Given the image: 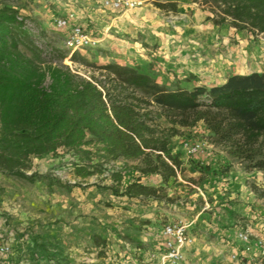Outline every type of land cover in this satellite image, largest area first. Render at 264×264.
I'll return each instance as SVG.
<instances>
[{
    "label": "rangeland",
    "instance_id": "1",
    "mask_svg": "<svg viewBox=\"0 0 264 264\" xmlns=\"http://www.w3.org/2000/svg\"><path fill=\"white\" fill-rule=\"evenodd\" d=\"M105 1L0 0V4L31 18L27 24L35 43L53 54L54 62L83 78L97 76L92 66L110 62L150 68L157 83L178 80L186 89L210 87L236 72L264 74V35L214 26L201 0H137L140 5L128 11L114 10ZM167 2L177 5L176 13L165 14L154 6ZM70 14L99 41L77 51L81 63L70 60L68 30L54 23ZM184 141L201 145L202 152L188 156L182 150ZM172 148L185 171L165 186L171 202L113 196L107 189L111 173L128 172L131 163L104 164L91 146L81 148L89 156L58 150L32 158L26 173L36 175L32 184L0 174V239L12 253L3 258L4 264H159L162 231L168 224L186 226L192 239L177 264H235L231 256L239 254L237 234L246 229L251 253L255 247L257 255V243L264 241V201L254 197L250 185H261V174L245 172L222 148L211 145L200 124L180 129ZM81 166H100L102 173L82 180L74 174ZM142 182L161 187L158 177ZM93 236L103 239L105 248H95ZM34 239L46 240L48 251L57 258L40 257Z\"/></svg>",
    "mask_w": 264,
    "mask_h": 264
},
{
    "label": "trees",
    "instance_id": "2",
    "mask_svg": "<svg viewBox=\"0 0 264 264\" xmlns=\"http://www.w3.org/2000/svg\"><path fill=\"white\" fill-rule=\"evenodd\" d=\"M201 3L214 26L264 35V0ZM0 5L1 175L32 184L36 175H26L32 158L58 150L89 156L81 148L91 146L104 164L131 163L128 172L111 173L107 189L113 196L171 202L165 186L185 171L172 139L180 129L200 124L211 145L222 148L245 172L261 174V185L250 189L264 201V74L232 75L220 85L186 89L178 80L157 83L150 68L110 62L92 66L97 76L83 78L35 43L27 24L31 18ZM154 6L165 14L177 11L173 2ZM39 35L45 37V32ZM81 59L77 52L70 57L73 63ZM96 173H102L100 166L74 170L82 180ZM147 177H158L161 187L145 185ZM91 241L95 248L106 246L98 236ZM32 244L40 257L57 258L46 240ZM0 245H6L4 240Z\"/></svg>",
    "mask_w": 264,
    "mask_h": 264
},
{
    "label": "built area",
    "instance_id": "3",
    "mask_svg": "<svg viewBox=\"0 0 264 264\" xmlns=\"http://www.w3.org/2000/svg\"><path fill=\"white\" fill-rule=\"evenodd\" d=\"M104 5L114 10L128 11L140 5V2L137 0H106ZM54 23L58 29L68 30L65 45L70 51V56L74 52L81 51L86 47L95 46L99 43V41L90 38L80 25L74 24L72 14L57 18ZM181 146L182 150L188 156H194L202 152V146L199 144H190L184 141ZM162 235L164 238L162 244L164 251L159 256V264H177L182 261L183 251L192 244V239L188 235L186 226L182 224H168L164 226ZM236 242L242 247V250L240 254L235 253L231 256L232 262L235 264H262V261H264V241H258V253L252 258L245 256L251 252L250 232L248 229L237 234ZM11 256L12 253L9 246L0 245V264H4L3 258Z\"/></svg>",
    "mask_w": 264,
    "mask_h": 264
},
{
    "label": "crops",
    "instance_id": "4",
    "mask_svg": "<svg viewBox=\"0 0 264 264\" xmlns=\"http://www.w3.org/2000/svg\"><path fill=\"white\" fill-rule=\"evenodd\" d=\"M74 24H77V22L74 20ZM120 65H123V64H120ZM251 73H253V72H246V73H233V74H231V76L232 75H248V74H251ZM227 78V77H226ZM226 78H224V79H222L221 81H218V82H216L214 85H212V86H215V85H220V84H222V83H224V81L226 80ZM195 87V86H194ZM193 88V87H192ZM242 249V247L241 246H239L238 244H236V247H235V250H237L238 251V253L240 254L241 252H239L240 250ZM256 248L254 247L253 249H252V253L250 252L249 254H246L245 256L246 257H250L251 255L252 256H255L256 255ZM234 253H236V252H234Z\"/></svg>",
    "mask_w": 264,
    "mask_h": 264
}]
</instances>
